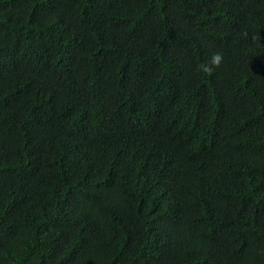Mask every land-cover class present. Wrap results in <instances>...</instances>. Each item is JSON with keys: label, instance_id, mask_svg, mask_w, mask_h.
<instances>
[{"label": "trees", "instance_id": "1", "mask_svg": "<svg viewBox=\"0 0 264 264\" xmlns=\"http://www.w3.org/2000/svg\"><path fill=\"white\" fill-rule=\"evenodd\" d=\"M0 264H264V0H0Z\"/></svg>", "mask_w": 264, "mask_h": 264}, {"label": "clouds", "instance_id": "2", "mask_svg": "<svg viewBox=\"0 0 264 264\" xmlns=\"http://www.w3.org/2000/svg\"><path fill=\"white\" fill-rule=\"evenodd\" d=\"M222 62H223L222 53L217 52L212 55L211 62H210L212 66L219 67ZM201 70L211 74V72L213 71V67L209 66L208 64H205L202 66Z\"/></svg>", "mask_w": 264, "mask_h": 264}]
</instances>
